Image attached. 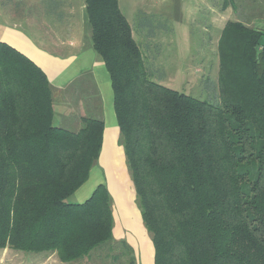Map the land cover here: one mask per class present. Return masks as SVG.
I'll use <instances>...</instances> for the list:
<instances>
[{
	"label": "trees",
	"instance_id": "obj_1",
	"mask_svg": "<svg viewBox=\"0 0 264 264\" xmlns=\"http://www.w3.org/2000/svg\"><path fill=\"white\" fill-rule=\"evenodd\" d=\"M84 5L154 264H264V34L225 24L214 106L149 79L118 0ZM52 121L46 76L0 43V250L69 263L112 242L104 185L68 201L97 163L104 125Z\"/></svg>",
	"mask_w": 264,
	"mask_h": 264
},
{
	"label": "crops",
	"instance_id": "obj_2",
	"mask_svg": "<svg viewBox=\"0 0 264 264\" xmlns=\"http://www.w3.org/2000/svg\"><path fill=\"white\" fill-rule=\"evenodd\" d=\"M209 12L215 15L213 24L217 19L222 22L220 28L230 21L225 19L229 17L264 34L261 30L264 0H222L220 14L213 8ZM209 19L212 20L210 15ZM219 38L220 35L215 39L216 50ZM0 43L26 57L46 76L52 93L55 127L77 132L82 128L83 119L103 123L101 151L91 170L99 176L93 180L89 176L69 202L81 204L97 186L104 185L110 196L113 218L111 247L116 249L119 245L131 251L134 264H154L151 238L136 205L123 148L118 143L119 128L109 76L92 49L84 0H0ZM122 248L116 250L121 252ZM7 253L4 249L3 257ZM39 254L44 264L87 263V257L62 263L55 253ZM116 258L123 259L120 255Z\"/></svg>",
	"mask_w": 264,
	"mask_h": 264
},
{
	"label": "rangeland",
	"instance_id": "obj_3",
	"mask_svg": "<svg viewBox=\"0 0 264 264\" xmlns=\"http://www.w3.org/2000/svg\"><path fill=\"white\" fill-rule=\"evenodd\" d=\"M221 3L222 0H118L152 82L210 105L220 104L215 39L223 28L218 19L212 23L215 15L209 11L213 8L220 14ZM261 30L264 32V26ZM89 176L93 180L99 174L90 171ZM116 249L111 243L102 245L89 253L86 264H121V260L123 264H134L131 251ZM7 252L3 257L0 250V264H44L41 254L12 249ZM119 255L123 259L113 260Z\"/></svg>",
	"mask_w": 264,
	"mask_h": 264
}]
</instances>
